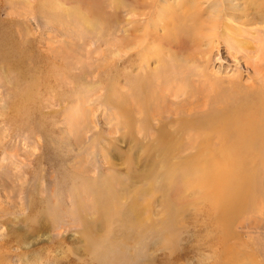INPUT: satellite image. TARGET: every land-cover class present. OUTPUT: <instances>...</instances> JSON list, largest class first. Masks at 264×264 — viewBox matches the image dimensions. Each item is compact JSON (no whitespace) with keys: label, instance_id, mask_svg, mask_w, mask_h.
I'll return each mask as SVG.
<instances>
[{"label":"rangeland","instance_id":"374dc122","mask_svg":"<svg viewBox=\"0 0 264 264\" xmlns=\"http://www.w3.org/2000/svg\"><path fill=\"white\" fill-rule=\"evenodd\" d=\"M215 25L213 56L241 61L236 138L177 123L172 75L195 74ZM5 41L0 264H264V0H0Z\"/></svg>","mask_w":264,"mask_h":264},{"label":"bare ground","instance_id":"6f19581e","mask_svg":"<svg viewBox=\"0 0 264 264\" xmlns=\"http://www.w3.org/2000/svg\"><path fill=\"white\" fill-rule=\"evenodd\" d=\"M177 15H178V13H177ZM200 18H201V16L199 15V19ZM170 21H172V20L170 19ZM181 23L182 24L180 25V28L185 29V20H183ZM175 24H176V22H175ZM183 24H184V26H183ZM193 24L195 25L196 22H194ZM208 28L211 30H205L203 37L201 36V32L197 36H194V37H196L197 44L200 43L198 45V48L199 49L204 48L205 50H207V51H201L200 52V54L204 53V57L200 59V64H199L200 66L198 65L197 70L195 71V74L194 73H191V74L182 73L181 75H179V73H175L172 75V78L174 79V80L172 79V81L178 82L180 85L183 86V89L180 90V88H181V86H180L178 88L180 91L176 94H173V96L175 98H177L179 95H181L183 97V94H185V97H183V98L186 100L183 101V103H185V102H187V100H189V102H187L188 104L187 103L186 104L188 106H190L188 108L186 107L187 111H189V112H187V114L183 115L186 117L183 120H178L177 123L181 127L180 128L181 132H195L197 134L198 133L204 134V133H208V132L218 131L221 134V136H224L225 138H228V139L231 137L236 138V136L239 135L238 134V132H239L238 125L240 123H238V120H237V122H234L233 124L228 123L227 120L231 121L232 117H230L229 113H227L226 108L228 107L227 104L232 103L233 96L237 92L235 90L231 91V89H233L234 87L239 89V88H242L244 85L240 81L241 77H242V73H240V71H239V66L241 65V61L238 59H235V65L234 66L229 64L228 66H225V68H223L221 66V63L224 62L225 59L220 58L219 54L216 56H213V53L215 51H219V46H220L219 43H221V40L219 39V35L215 33L216 29H214V28H216V25L208 27ZM224 43L227 46L226 48L228 50L232 49L230 46L232 45L233 42H227L226 40H224ZM10 48L12 50L13 47L11 46V44H9L6 41L3 42L2 46L0 47V55H1L0 56V63L2 65H4L5 67H11V64H12V61L10 60V57L8 56V53H7L10 50ZM262 49H263V47L257 48V50H256L257 55H252V54H250L251 49L244 47V49L242 50L243 53L245 54L244 64L246 66H250L251 68H253V67L256 68L257 65L259 64V59H261L258 57V55L262 53ZM237 51H240V50H237ZM238 53L239 52H236V54H238ZM236 54H235V56H236ZM2 55H5V56H2ZM234 58H236V57H234ZM212 60L214 62H212ZM250 61H252V62H250ZM216 62L217 63L219 62V64H220V66H218L220 68L219 69L220 72L214 70V63H216ZM200 67H202V68L200 69ZM187 71H189V70H187ZM258 71L259 70H256V69L254 72L252 71L253 77L255 78V80L260 78V73H258ZM220 73H222L224 75V78H219L217 76V75H220ZM162 74H164V73H162ZM161 75H159V73H158V75L156 77L159 79V78H165L167 76V74H164L162 76ZM169 76H171V75H169ZM164 80H167V79H164ZM188 80H189V82H191V84H190L191 87L188 86V84H187ZM193 83H196V84L193 85ZM148 85H150V83H147L146 81L143 80V82L139 88V91L145 92V90L148 89V88H146V87H148ZM192 85L194 87H192ZM236 88H234V89H236ZM170 91H172V90H170ZM165 95H167V94H165ZM246 96H248V95H246ZM198 99L200 100V102ZM221 101H225V102L224 103L222 102L223 103L222 104ZM202 102H203V104H201ZM199 103L201 105H199ZM193 105H194V107H192ZM236 107H238V106H236ZM173 111H171V112H173ZM180 113H181V111H180ZM180 113L179 114L174 113V114L178 117V115H180ZM176 118H174V119L171 118L172 120H168V122H167L168 125L170 124V125L174 126V130H175ZM141 125L144 127V128L142 127L143 130H148L150 132V130L152 129V131L154 130L153 132H156L155 133V136H157L156 137L157 138L156 145L158 144L157 147H159V150L160 149L163 150L164 147L166 148V143L167 144L171 143L170 139L168 141H166V136H168V132H169V129L167 128L168 126L166 127V124L161 125L158 129H155V128L150 129L148 120L145 117L144 121L141 122ZM171 133H173V132H171ZM215 134H217V133H215ZM240 138H237V140L240 141ZM225 141H227V140H225ZM232 142H235V140H233V138H232ZM212 156L213 155H211L210 158H208V160L206 161V164H204V165L207 167L208 170L210 169L212 172L216 173L218 171L217 166H215L213 164L209 165L210 161L213 162V159L211 158ZM210 170H209V172H210ZM142 176H143V174H142Z\"/></svg>","mask_w":264,"mask_h":264}]
</instances>
